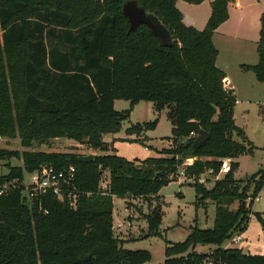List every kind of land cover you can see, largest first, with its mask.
Here are the masks:
<instances>
[{
  "label": "trees",
  "instance_id": "1",
  "mask_svg": "<svg viewBox=\"0 0 264 264\" xmlns=\"http://www.w3.org/2000/svg\"><path fill=\"white\" fill-rule=\"evenodd\" d=\"M130 0H0V135L20 137L31 147L50 138L66 137L93 150H109L104 136L120 130L130 109L118 111L116 100L151 101L157 112L167 109L173 145L143 161L117 154L81 162L73 153L0 149V161L22 159L0 183L22 179L42 164L78 169V202L71 207L49 193L26 202L20 190L0 195V264H150L147 249L124 247L113 230V196L147 197L176 179L180 166L200 177L217 174L224 159L231 167L211 188L194 184L198 201L216 205L214 225L190 226L186 238L168 241L163 264H264V255L225 247L245 232L253 212L247 198L258 196L264 169L237 179L238 158L255 146L238 126L237 97L225 87L227 74L217 64L215 31L229 18L235 0H213L202 30L188 25L179 0H136L157 15L171 31L174 44L160 45L146 24L130 29L123 6ZM201 4L205 0H183ZM256 64H242L264 83V16ZM145 123L144 129L157 126ZM133 125L129 132H141ZM201 130L209 133L197 149ZM109 170L108 185L101 186ZM161 208L147 216L148 235L158 236ZM215 245L199 252L198 245Z\"/></svg>",
  "mask_w": 264,
  "mask_h": 264
},
{
  "label": "rangeland",
  "instance_id": "2",
  "mask_svg": "<svg viewBox=\"0 0 264 264\" xmlns=\"http://www.w3.org/2000/svg\"><path fill=\"white\" fill-rule=\"evenodd\" d=\"M238 2L239 4L230 6V18L216 32L214 42L220 53L217 66L226 68L225 71L228 72L232 81L239 86L237 97L240 101L236 105L237 123L244 128L255 146L253 154L240 157L239 168L235 172L237 179H248L250 175L264 169V83L258 82L255 74L252 71H244L241 65L258 62L256 50L264 16V0H238ZM177 7L185 13L187 21V17H191L198 25L206 19L208 10H211L207 4L197 6L183 0ZM195 28L202 30L204 25ZM253 85L256 87L253 88ZM114 106L118 111L128 109L131 111L129 118L122 122L119 131L104 136L103 140L107 143L109 150H93L86 144L66 137L50 138L45 142H35L31 147H26L22 145L20 137L10 138L3 135V139L0 140V149L20 152L73 153L78 156L92 154L93 159L96 156L117 154L129 160L143 161L149 157L158 156L159 151L164 148L172 147V124L167 116V109L159 113L151 101H140L131 109L130 101L116 100ZM156 119L158 123L155 128L144 129L145 123ZM133 125H142L141 132H129L128 129ZM8 161L13 167L23 166L22 159L15 157L10 160H1L0 176L9 173ZM182 167L183 164L180 169ZM224 173H226L224 169L217 174L207 171L199 177L203 181L197 178L183 183L173 180L158 194L147 197L113 196L115 235L124 241V247L150 250L153 254L150 264H163L168 241H183L192 225H198L200 228L214 225L216 205L211 200L198 201L194 184L198 183L211 188ZM177 177L178 175L175 178ZM109 179L110 172L105 170L101 179L103 188L108 185ZM258 196L259 199L253 201L252 210L260 213L264 219V185ZM154 207L161 208L163 211L160 234L147 236V216ZM244 236L247 238H244L239 245L249 248L251 252L263 249L264 229L256 215H252Z\"/></svg>",
  "mask_w": 264,
  "mask_h": 264
},
{
  "label": "built area",
  "instance_id": "3",
  "mask_svg": "<svg viewBox=\"0 0 264 264\" xmlns=\"http://www.w3.org/2000/svg\"><path fill=\"white\" fill-rule=\"evenodd\" d=\"M1 139H3L2 135H0V140ZM189 164L190 162H188V160L183 163V167L180 169L177 177L178 181L183 183L185 181H193L196 178L199 181H203V179L199 177L189 176L186 173L185 168ZM230 167L231 159H224L221 170L224 169L227 172ZM210 172H212V170ZM77 179L78 169L73 164L64 167H57L53 164H42L32 172L26 171L20 180L14 178L1 182L0 195H8L14 191L20 190L26 202L29 203L34 199H39L43 195L51 193L59 200L68 202L71 207H76L78 202ZM258 199L259 196L255 198L248 197L247 205H249L251 201ZM240 237V235L236 234L233 240L238 241L241 239Z\"/></svg>",
  "mask_w": 264,
  "mask_h": 264
},
{
  "label": "water",
  "instance_id": "4",
  "mask_svg": "<svg viewBox=\"0 0 264 264\" xmlns=\"http://www.w3.org/2000/svg\"><path fill=\"white\" fill-rule=\"evenodd\" d=\"M123 12L129 18L131 30H135L140 24H146L157 37L160 45L165 47L173 46L174 39L169 28L162 23L157 15L148 13L143 7H140L136 0L126 2L123 6ZM230 90L233 91L232 89ZM208 137L209 133L201 130L194 142V148H199ZM79 160L84 163L90 162L93 160V155L79 156Z\"/></svg>",
  "mask_w": 264,
  "mask_h": 264
},
{
  "label": "crops",
  "instance_id": "5",
  "mask_svg": "<svg viewBox=\"0 0 264 264\" xmlns=\"http://www.w3.org/2000/svg\"><path fill=\"white\" fill-rule=\"evenodd\" d=\"M180 1H182V0H179L178 2H177V6H178V4L180 3ZM213 0H205L204 2H202L201 4H195V5H197V6H203V5H205V4H207V7L208 6H210L211 7V2H212ZM233 4H239V2H238V0H235L234 2H232V3H230L229 4V7H228V9H230V6L231 5H233ZM186 6V5H185ZM187 7V6H186ZM187 8H189V7H187ZM183 14H184V21H185V23H187L188 25H193L194 27H203V25H204V27H205V25H206V23H207V21H208V19H209V17H210V15H211V10H208V13H207V16H206V19L204 20V21H202V23H200L199 25H198V23L197 22H195V19H193V18H191V17H187V19H188V21L185 19V13L184 12H182ZM229 18H230V13H229ZM228 21V20H227ZM226 23V21L224 22V24ZM224 24H221L220 26H219V28L215 31V34H216V32H218V30L222 27V25H224ZM214 34V35H215ZM213 39H214V37H213ZM257 51V50H256ZM219 57H220V53H219V55H218V57H217V61H216V64L218 65V59H219ZM258 58H259V56H258ZM259 60V59H258ZM219 68H220V66H219ZM220 69H222V70H226V68H224V67H221ZM226 72V71H225ZM226 74H227V79L225 80V87L227 88V89H232L233 90V92H234V94H235V96L237 97V95H238V93H239V86L234 82V81H232V79H231V77L229 76V74H228V72H226ZM256 77V76H255ZM257 79V78H256ZM258 82H260V81H258ZM262 83V82H261ZM256 84H258V83H256ZM255 84V85H256ZM255 85H253V88H255L256 86ZM240 101V98H238L237 97V103H236V105L238 104V102ZM236 106H235V112H234V117H235V121H236V124L238 125V126H240L238 123H237V115H236ZM241 127V126H240ZM243 128V127H242ZM244 129V128H243ZM248 137V136H247ZM159 155V154H158ZM239 159H240V157L238 158V161H239ZM232 161V160H231ZM240 163V162H239ZM238 235H240L241 237V239L240 240H238V241H234L233 240V237L229 240V241H226L225 242V244H224V246L225 247H239V248H241L242 250H243V252H245V253H250V254H262V255H264V244H263V246H262V250H260V251H257V252H251V250H249V248H246V247H244V246H242V245H239V243H241L242 241H244V238H247L246 236H244L245 235V232H242V233H238ZM244 236V237H243ZM216 248V246L215 245H212V244H209V245H198L197 247H196V250L197 251H199V252H211L213 249H215Z\"/></svg>",
  "mask_w": 264,
  "mask_h": 264
}]
</instances>
